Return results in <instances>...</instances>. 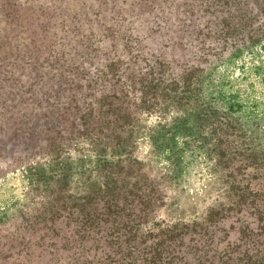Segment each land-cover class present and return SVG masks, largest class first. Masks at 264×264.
Wrapping results in <instances>:
<instances>
[{
	"label": "trees",
	"instance_id": "obj_1",
	"mask_svg": "<svg viewBox=\"0 0 264 264\" xmlns=\"http://www.w3.org/2000/svg\"><path fill=\"white\" fill-rule=\"evenodd\" d=\"M144 1L141 17L113 15L117 24L95 38L108 49L91 48L78 63L64 55L49 62L56 75L47 88L63 97L45 87L46 101L34 102L44 113L21 132L22 154L9 157L43 194L22 212L11 255L20 264H264V154L230 151L239 121L201 97L211 67L264 42V0ZM13 64L0 50V97L14 95L19 67L6 70ZM6 106L0 102L1 115ZM170 108L211 144L226 198L199 221L146 229L164 200L134 155L138 116ZM79 139L94 155V181L75 194L76 164L64 152ZM43 156L45 164L33 162Z\"/></svg>",
	"mask_w": 264,
	"mask_h": 264
},
{
	"label": "rangeland",
	"instance_id": "obj_2",
	"mask_svg": "<svg viewBox=\"0 0 264 264\" xmlns=\"http://www.w3.org/2000/svg\"><path fill=\"white\" fill-rule=\"evenodd\" d=\"M93 7L97 14L91 12ZM143 11L144 0H0V50L14 62L5 69L19 67L14 69L15 88L10 89L14 95L0 97L1 104L10 105L0 114V264H20L22 259L11 255L17 250L15 238L22 212H32L43 197L40 188L28 181L25 171L9 157L22 154L18 144L23 139L21 132L44 113L35 103L46 101L45 87L54 81L56 64L52 67L49 62L64 55L78 63L82 56L88 57L91 48L108 49V43L95 45V38L104 27L117 24L111 17L118 14L119 19L125 18L126 12L138 18ZM95 34L98 36L92 38ZM32 82L36 89H31ZM55 90L50 94L57 95L58 101L63 92ZM201 97L210 108L239 121L242 131L233 136L230 151L264 154V42L211 67L204 75ZM138 117L134 155L160 183L164 200L146 229L152 224L199 221L209 208L225 202L227 187L222 174L214 169L209 152L212 146L198 141L191 119L185 120L173 108ZM9 134H14V140ZM64 154L76 164L71 191L78 194L94 181L89 172L94 155L80 139ZM33 162L45 164L47 159L38 157ZM36 264L46 262L38 260Z\"/></svg>",
	"mask_w": 264,
	"mask_h": 264
}]
</instances>
